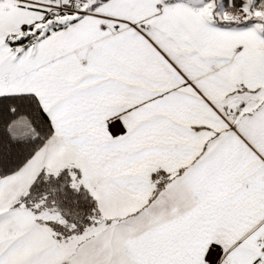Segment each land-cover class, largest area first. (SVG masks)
I'll return each mask as SVG.
<instances>
[{"label": "snow or ice", "instance_id": "snow-or-ice-1", "mask_svg": "<svg viewBox=\"0 0 264 264\" xmlns=\"http://www.w3.org/2000/svg\"><path fill=\"white\" fill-rule=\"evenodd\" d=\"M0 264H264V0H0Z\"/></svg>", "mask_w": 264, "mask_h": 264}]
</instances>
